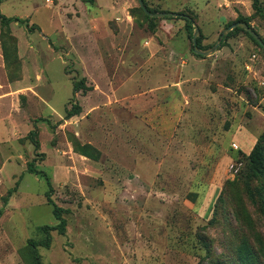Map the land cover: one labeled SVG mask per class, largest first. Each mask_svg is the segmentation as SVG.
I'll return each instance as SVG.
<instances>
[{
  "label": "rangeland",
  "instance_id": "1",
  "mask_svg": "<svg viewBox=\"0 0 264 264\" xmlns=\"http://www.w3.org/2000/svg\"><path fill=\"white\" fill-rule=\"evenodd\" d=\"M142 1L177 16L0 1L28 25L0 22V264H35L30 240L40 264H241L245 243L264 263V50L241 28L192 50L244 19L264 43V0Z\"/></svg>",
  "mask_w": 264,
  "mask_h": 264
},
{
  "label": "trees",
  "instance_id": "2",
  "mask_svg": "<svg viewBox=\"0 0 264 264\" xmlns=\"http://www.w3.org/2000/svg\"><path fill=\"white\" fill-rule=\"evenodd\" d=\"M144 13H146V12L144 11ZM0 22L4 26L8 25L11 22L25 23L26 27L28 26L26 21L20 20L18 18H6V17H4L1 14H0ZM237 22L245 23L246 25H248V27H250L249 24L247 23V20H245V19L237 21ZM29 31H32V28H30ZM229 35H227V36H229ZM197 47H198V49H200L199 44H198V40H197ZM192 50H193V47H192ZM83 88H84L83 84L82 83H78V84L74 85V92L82 90ZM79 113H80V107L78 105H72L70 109L66 110L65 119H69V118H71L73 116H77ZM33 135H35L34 131L30 132L29 133V138L33 142L34 146L37 148L38 147V142L36 141V139L34 138ZM248 159H249V162H250L249 163V168H248V172H249L250 177H256V178L257 177H263L264 176V156H263V150L260 148V146L258 144H256L255 147L252 149ZM27 172L30 173V174L35 172V170L33 169L32 164L28 165ZM47 185L49 187V191H51V186H50L49 181L47 182ZM14 190H15V188L8 192V197L11 196V194L14 192ZM49 191H48V194L46 195L47 201L53 207L52 214H53L54 219L58 221V224L56 225V227H48V226L47 227H43L42 231H44L45 234H49V232L52 231V230H58L59 234H63L64 233L65 223H64V220L61 218V214H60L62 212V210L59 209L58 207H56L52 203V201H51V199L49 197ZM259 202H260V208H261V212H262V216H263V220H264V196H260ZM48 245H49L48 242H46L43 246L47 247ZM28 246L30 247V249L32 250V252L34 254L35 264H40L38 256H37V253H36V247L37 246H41L40 243H36V242L30 240L28 242ZM261 256L263 257V250H261ZM262 260L263 259L260 257L259 253L255 252L254 249L252 247H250V245L245 243V244H243L240 247V250H239V261H240L241 264H261Z\"/></svg>",
  "mask_w": 264,
  "mask_h": 264
},
{
  "label": "water",
  "instance_id": "3",
  "mask_svg": "<svg viewBox=\"0 0 264 264\" xmlns=\"http://www.w3.org/2000/svg\"><path fill=\"white\" fill-rule=\"evenodd\" d=\"M3 1V0H0ZM139 3V6L150 16V17H155V18H164V17H175L177 16L176 14L173 13H149L146 11V9L144 8L143 5V1L142 0H137ZM194 33L192 34V47H193V53L196 55H200V56H210L212 55L217 49L218 47L223 43L226 35L228 33H230L233 29L235 28H242L243 30H245L264 50V43L263 41L260 39V37L255 33V31L252 30L251 27H248V25H246L245 23H241V22H236L232 25H230L229 27H227L220 35L219 39L217 40V42L210 47V49H208L207 51H202L200 49H198L197 47V37L199 35V29L198 27L194 26Z\"/></svg>",
  "mask_w": 264,
  "mask_h": 264
}]
</instances>
